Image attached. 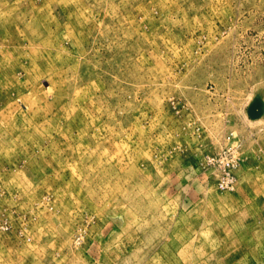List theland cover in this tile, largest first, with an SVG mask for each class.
Masks as SVG:
<instances>
[{
  "label": "rangeland",
  "instance_id": "obj_1",
  "mask_svg": "<svg viewBox=\"0 0 264 264\" xmlns=\"http://www.w3.org/2000/svg\"><path fill=\"white\" fill-rule=\"evenodd\" d=\"M0 264H264V0H0Z\"/></svg>",
  "mask_w": 264,
  "mask_h": 264
},
{
  "label": "built area",
  "instance_id": "obj_2",
  "mask_svg": "<svg viewBox=\"0 0 264 264\" xmlns=\"http://www.w3.org/2000/svg\"><path fill=\"white\" fill-rule=\"evenodd\" d=\"M235 166H236V162L232 160V161H228L226 165L223 167L224 176L217 183L219 189L232 190L234 188L235 179L232 174V169L235 168Z\"/></svg>",
  "mask_w": 264,
  "mask_h": 264
}]
</instances>
